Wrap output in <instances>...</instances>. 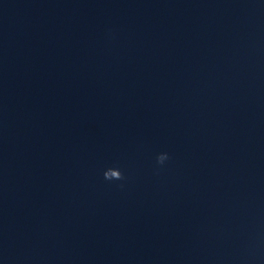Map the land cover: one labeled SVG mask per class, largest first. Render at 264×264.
I'll list each match as a JSON object with an SVG mask.
<instances>
[{
	"label": "clouds",
	"instance_id": "clouds-1",
	"mask_svg": "<svg viewBox=\"0 0 264 264\" xmlns=\"http://www.w3.org/2000/svg\"><path fill=\"white\" fill-rule=\"evenodd\" d=\"M170 159L168 153H160L156 157L157 165L163 166ZM104 179L107 181H122L125 179L123 173L118 168H108L103 173ZM123 186V185H121Z\"/></svg>",
	"mask_w": 264,
	"mask_h": 264
}]
</instances>
